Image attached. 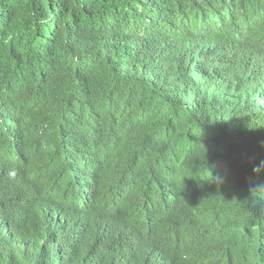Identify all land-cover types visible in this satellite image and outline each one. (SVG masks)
<instances>
[{
	"label": "trees",
	"instance_id": "16d2710c",
	"mask_svg": "<svg viewBox=\"0 0 264 264\" xmlns=\"http://www.w3.org/2000/svg\"><path fill=\"white\" fill-rule=\"evenodd\" d=\"M0 264H264V0H0Z\"/></svg>",
	"mask_w": 264,
	"mask_h": 264
},
{
	"label": "clouds",
	"instance_id": "9594fccd",
	"mask_svg": "<svg viewBox=\"0 0 264 264\" xmlns=\"http://www.w3.org/2000/svg\"><path fill=\"white\" fill-rule=\"evenodd\" d=\"M9 175L14 177L16 175V172L12 171V172L9 173Z\"/></svg>",
	"mask_w": 264,
	"mask_h": 264
}]
</instances>
